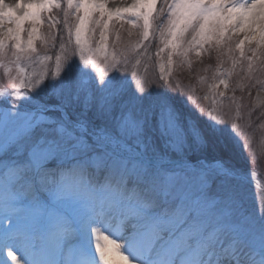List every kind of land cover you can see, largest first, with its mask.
Wrapping results in <instances>:
<instances>
[{
  "label": "snow or ice",
  "instance_id": "6c2138e0",
  "mask_svg": "<svg viewBox=\"0 0 264 264\" xmlns=\"http://www.w3.org/2000/svg\"><path fill=\"white\" fill-rule=\"evenodd\" d=\"M153 44L159 79H130L122 60ZM53 49V71L21 66ZM205 51L202 99L235 101L237 66L264 91V0H0V264H264V151L245 131L264 114L222 115L169 75Z\"/></svg>",
  "mask_w": 264,
  "mask_h": 264
},
{
  "label": "rangeland",
  "instance_id": "374dc122",
  "mask_svg": "<svg viewBox=\"0 0 264 264\" xmlns=\"http://www.w3.org/2000/svg\"><path fill=\"white\" fill-rule=\"evenodd\" d=\"M110 2V1H109ZM114 1H111L113 3ZM116 2V1H115ZM129 0L127 3H130ZM119 25H116V29H118ZM44 33H47L46 25L43 28ZM115 31V29H113ZM122 36L126 38L127 33H122ZM135 37H133L134 39ZM98 39V34H97ZM114 39V35L110 36V41ZM38 50L41 54L44 53V49L38 43ZM155 44L152 45V51L150 54L149 59H145L143 57H135L132 58L129 56L127 61L122 60V68L125 72H127L130 79H142L148 80L151 82H155L160 77L159 67L156 62L155 57ZM114 49L112 48L111 44L109 46V58L113 53ZM47 54L51 57L50 60L44 61L43 63L40 62L39 57H33L31 63H22L21 66L25 68L26 73H49L55 69V54L56 51L48 50ZM10 55V54H9ZM250 55V53H249ZM99 60H103V56H99ZM137 60L140 62L137 63ZM189 60L191 64L184 63L180 65L179 60H174L173 71L169 73L172 81V85L174 88H184L187 87L191 90L193 99H200V102L205 106L209 105L213 100H215V104L219 110H221V114L229 111V107L231 106V114L235 116L236 114V105L240 104L242 106V114L245 115L249 110L254 112L253 119L255 120L261 114H264V107H260V103L255 100L257 93L259 92L261 95L262 100H264V91H261L258 88H249L248 85L250 81L246 79L245 73L241 71V67L237 66L236 69L233 71L231 76H225L229 83V89L227 90L228 97H235V101L232 99H223L220 97H213L212 95H208V98L202 99L205 92L208 90V85L213 82V75L216 73V53L212 52L209 54L208 51H205L202 56L197 57L195 53H191L189 56ZM9 67L12 69V76L16 75L15 65L14 63H10ZM99 67L101 70L103 69L104 65L100 64ZM231 62L225 58L224 63L221 64V71H225L226 69L231 68ZM246 67V65H244ZM133 73L136 76H133ZM256 79L264 81V72H257L254 74ZM7 80V76L4 73L3 67H0V84ZM218 83V81H216ZM255 81H251L254 83ZM223 89V86H221ZM236 123L242 124L243 121L237 119ZM246 133L251 137L252 148L256 151L259 155L262 151H264V129L257 127L254 132L249 129H245ZM264 183L261 181V174L258 172L257 179L252 183L250 186L249 192V204L251 206H255L258 208V197L261 194L259 184Z\"/></svg>",
  "mask_w": 264,
  "mask_h": 264
},
{
  "label": "bare ground",
  "instance_id": "6f19581e",
  "mask_svg": "<svg viewBox=\"0 0 264 264\" xmlns=\"http://www.w3.org/2000/svg\"><path fill=\"white\" fill-rule=\"evenodd\" d=\"M109 1L111 2V1H114V0H109ZM115 1H116V3H127L129 0H115ZM0 258H2V257H0Z\"/></svg>",
  "mask_w": 264,
  "mask_h": 264
}]
</instances>
